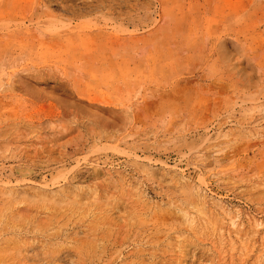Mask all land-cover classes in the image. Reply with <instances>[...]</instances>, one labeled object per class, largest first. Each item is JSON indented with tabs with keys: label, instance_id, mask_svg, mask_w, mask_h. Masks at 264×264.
<instances>
[{
	"label": "rangeland",
	"instance_id": "obj_1",
	"mask_svg": "<svg viewBox=\"0 0 264 264\" xmlns=\"http://www.w3.org/2000/svg\"><path fill=\"white\" fill-rule=\"evenodd\" d=\"M0 264H264V0H0Z\"/></svg>",
	"mask_w": 264,
	"mask_h": 264
}]
</instances>
